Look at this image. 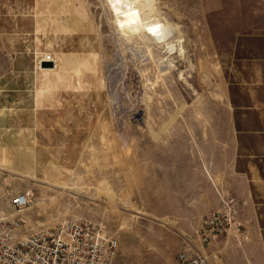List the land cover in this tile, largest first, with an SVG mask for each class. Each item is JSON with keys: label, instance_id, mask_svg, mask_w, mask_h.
Masks as SVG:
<instances>
[{"label": "rangeland", "instance_id": "obj_1", "mask_svg": "<svg viewBox=\"0 0 264 264\" xmlns=\"http://www.w3.org/2000/svg\"><path fill=\"white\" fill-rule=\"evenodd\" d=\"M9 1L26 29L19 42L0 25V209L13 215L11 197L28 195L22 234L87 220L118 239L116 264H179L202 248L208 216L187 236L170 203L209 192L201 156L239 153L252 157L255 205L239 204L241 231L206 255L264 264V126H236L264 110L232 99L248 59L264 60V0H155L166 46L122 27L111 0Z\"/></svg>", "mask_w": 264, "mask_h": 264}, {"label": "built area", "instance_id": "obj_2", "mask_svg": "<svg viewBox=\"0 0 264 264\" xmlns=\"http://www.w3.org/2000/svg\"><path fill=\"white\" fill-rule=\"evenodd\" d=\"M29 202L28 195L16 193L10 200L13 215L0 209V264H116L118 239L87 220L67 221L24 236L21 216ZM238 219L236 201H224L221 209L204 220L200 232L202 248L182 251L179 264H210L206 255L210 245L220 242L232 229L240 232ZM211 257L218 259L216 254Z\"/></svg>", "mask_w": 264, "mask_h": 264}, {"label": "crops", "instance_id": "obj_3", "mask_svg": "<svg viewBox=\"0 0 264 264\" xmlns=\"http://www.w3.org/2000/svg\"><path fill=\"white\" fill-rule=\"evenodd\" d=\"M13 3V0H11ZM9 1V3H11ZM20 3V0H19ZM0 12L7 13L8 16L7 19H1V23L4 21L6 22L5 28L8 30L9 36H13V38L16 39L18 37L19 42L21 40V35L25 34V17L24 13L20 11L19 7V15L16 21V17L11 15L13 14V9L10 4L6 5V10H4L3 6H0ZM3 7V8H2ZM7 11V12H6ZM15 12V11H14ZM15 14V13H14ZM14 18V19H13ZM0 26V31L4 28ZM0 35H3L2 32H0ZM9 52V51H8ZM16 53V52H12ZM252 55V54H251ZM254 58V59H253ZM253 58L248 59V70L244 71V77H243V87L242 90H235L232 92V99L237 108L241 106L244 109H250V111L257 110V108H261L264 110V60L253 56ZM246 68V66L244 67ZM248 75V77H247ZM248 78V81H247ZM254 78L260 79L262 83L260 84V87H258L256 84L254 85V82L252 81ZM248 84V86L246 85ZM242 103V104H241ZM254 109V110H252ZM251 119L248 122H243L241 120L236 121V126H243V125H258V126H264V112L260 113L258 116H254L251 113ZM246 120V119H245ZM241 132L244 133L243 129L240 128ZM251 133H258L260 134V129L252 130ZM264 133V132H263ZM258 134H252V135H258ZM244 138V137H243ZM239 142L243 141L242 138L238 137ZM222 162L219 161V159L216 157V160H212L211 158L201 156L200 162L202 165L203 175L202 179L204 177L205 182H207L209 187V192L205 193L203 188L200 191H197L196 194H191L190 198H175V201H173V206L170 203L169 207L172 209V213L177 214V217H172L174 222H186L189 223V229L187 230V236H199V231L201 229L200 225L203 223L204 217L209 216L211 213L219 210V208L222 207L223 202L228 199H234L236 203L240 205H255L254 200V185L252 182V172L254 170L253 163L249 159L252 158L251 156L247 155H240L239 153H232L231 156H221ZM203 157V158H202ZM212 162L214 164L222 165V169L226 170V173L219 174L218 172L213 171L212 169ZM205 164L210 169L211 176L208 175L207 170L205 169ZM219 179V181H218ZM214 180L216 181L217 185L214 184ZM224 180L226 184L224 185ZM222 183V185L220 184ZM220 205V207H219ZM219 207V208H218ZM218 208V209H216ZM170 217V221H172ZM176 235L181 237L182 234H185V231H182L181 229H178L176 231ZM233 238V237H232ZM247 238V237H246ZM225 242L218 243L216 245L211 246L212 248H215L217 251L220 249L219 246H222ZM196 246H198L196 244ZM211 250V249H209ZM220 251V250H219ZM218 251V252H219ZM220 253V252H219ZM220 256V255H218ZM214 264H217L216 261Z\"/></svg>", "mask_w": 264, "mask_h": 264}, {"label": "bare ground", "instance_id": "obj_4", "mask_svg": "<svg viewBox=\"0 0 264 264\" xmlns=\"http://www.w3.org/2000/svg\"><path fill=\"white\" fill-rule=\"evenodd\" d=\"M154 1L155 0H111L109 2V7L114 18L121 24L122 27L128 29L129 31H145L146 34L153 35L155 40L158 38V44L166 46L164 34H160L156 30V25H158V23H155L157 16L155 15L156 11ZM153 18L155 20L151 22V19ZM46 63H52L53 66H47L45 65ZM41 67L53 69L55 64L51 61H44L42 62Z\"/></svg>", "mask_w": 264, "mask_h": 264}, {"label": "water", "instance_id": "obj_5", "mask_svg": "<svg viewBox=\"0 0 264 264\" xmlns=\"http://www.w3.org/2000/svg\"><path fill=\"white\" fill-rule=\"evenodd\" d=\"M45 65H47V66H53L52 63H46Z\"/></svg>", "mask_w": 264, "mask_h": 264}]
</instances>
